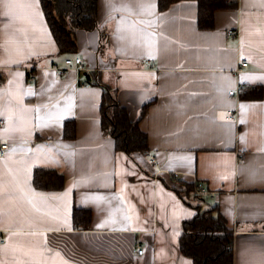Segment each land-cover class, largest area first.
I'll use <instances>...</instances> for the list:
<instances>
[{"label": "crops", "instance_id": "crops-1", "mask_svg": "<svg viewBox=\"0 0 264 264\" xmlns=\"http://www.w3.org/2000/svg\"><path fill=\"white\" fill-rule=\"evenodd\" d=\"M11 3L0 4V264H193L180 238L196 206L231 230L232 264H264V81H245L260 98L239 97L242 76H264V0L216 9L208 28L196 0H98L95 27L76 29L67 53L40 0ZM75 56L85 68L65 64ZM106 89L145 151L126 154L102 128ZM35 168L63 174V187L36 188ZM198 180L209 192L196 198L184 184ZM74 208L90 210L89 228H73Z\"/></svg>", "mask_w": 264, "mask_h": 264}, {"label": "trees", "instance_id": "trees-1", "mask_svg": "<svg viewBox=\"0 0 264 264\" xmlns=\"http://www.w3.org/2000/svg\"><path fill=\"white\" fill-rule=\"evenodd\" d=\"M177 0H158L159 10H164ZM198 3V25L208 28L212 25L213 12L219 8L236 5V0H196ZM41 6L60 52H72L76 48L74 31L78 28L93 29L97 21L98 0H40ZM262 87L240 88L239 97L260 98ZM145 108L142 111L144 114ZM101 122L104 130H109L115 139L116 147L126 154L143 152L147 149L144 132L137 126V121L129 120L127 111L114 93L104 91L100 104ZM64 136H74L73 121L64 124ZM36 188L59 190L64 185L63 174L45 168H35L32 178ZM187 191H195L193 186L184 184ZM195 197H199L195 195ZM194 217L184 222L180 238V251L189 256L193 264H232L231 230L224 219L214 216L211 210H200L198 206ZM91 212L89 209L74 208L72 212L73 228H89Z\"/></svg>", "mask_w": 264, "mask_h": 264}, {"label": "built area", "instance_id": "built-area-1", "mask_svg": "<svg viewBox=\"0 0 264 264\" xmlns=\"http://www.w3.org/2000/svg\"><path fill=\"white\" fill-rule=\"evenodd\" d=\"M233 33H234V30H232V29H229L227 31L228 35L233 34ZM64 62H65V64L67 66H75L78 69L85 68L84 67V61L79 56L65 58ZM245 66H247V61H242L240 63V66L237 68V70H240V69H242ZM33 77L35 78V76H33ZM87 85H89V83H87ZM238 91H239V87H237L234 90H231V94L236 95L238 93ZM234 114H235L234 112H230V117L234 116ZM3 123H4V119L0 117V126ZM7 146H8V144L6 142L0 143V157L3 155L4 150L7 148ZM145 153H146V156H148V162L151 163V164H154L156 162V158L149 151H146ZM172 176L174 178H178L179 173L178 172H173ZM208 192H209V190L204 186L202 181L198 180V181L195 182V194L203 195V194H206ZM0 242H4V238L2 237L1 234H0ZM134 250L138 254H141L142 251H143V249L140 246H137Z\"/></svg>", "mask_w": 264, "mask_h": 264}, {"label": "snow or ice", "instance_id": "snow-or-ice-1", "mask_svg": "<svg viewBox=\"0 0 264 264\" xmlns=\"http://www.w3.org/2000/svg\"><path fill=\"white\" fill-rule=\"evenodd\" d=\"M5 3V0H0V4H4ZM8 3H9V8H12V7H15L14 4L11 3V0H8ZM38 5V0H33V4H32V7H36ZM3 15H12V13L9 11V12H4L2 13ZM16 17L13 16V19H15ZM24 59H27V57H25ZM5 63H8V62H5ZM11 63L13 64H22L23 63V60H18V61H11ZM11 74V73H10ZM11 75H21L19 73H16V74H11ZM45 75H48L47 73ZM245 81H264V76H258V77H248V76H242L241 77V88L242 90L247 87V85L245 84ZM24 95L26 96H31L33 95V93L31 91H27L24 93ZM245 107V105H241V108L243 109ZM39 108L37 109H26L25 111H36V112H39ZM67 110L70 111L71 110V105H68L67 107ZM0 115H3V113H0ZM11 119V118H9ZM60 119H63V116L61 115H55V116H49L48 120L47 121H42V118L41 117H37V124H36V128L37 129H40V130H43V129H52L56 126V122ZM221 119H223V117H221ZM5 132L8 131V129L6 128L4 130ZM21 131H28L29 133L32 131L31 129H27V130H24V129H21ZM243 139V138H242ZM224 179H227V177H224ZM98 227H103V225H99Z\"/></svg>", "mask_w": 264, "mask_h": 264}]
</instances>
